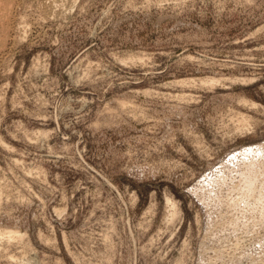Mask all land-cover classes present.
<instances>
[{
  "label": "rangeland",
  "instance_id": "374dc122",
  "mask_svg": "<svg viewBox=\"0 0 264 264\" xmlns=\"http://www.w3.org/2000/svg\"><path fill=\"white\" fill-rule=\"evenodd\" d=\"M16 1L0 264H264L229 164L264 143V0Z\"/></svg>",
  "mask_w": 264,
  "mask_h": 264
},
{
  "label": "bare ground",
  "instance_id": "6f19581e",
  "mask_svg": "<svg viewBox=\"0 0 264 264\" xmlns=\"http://www.w3.org/2000/svg\"><path fill=\"white\" fill-rule=\"evenodd\" d=\"M18 2L16 0H0V48L1 47H5L6 46V42H7V38L9 35V30L12 29L11 28V21L9 20L11 17V11H12V7L14 6V3ZM56 3V2H55ZM49 4V3H48ZM24 6V5H23ZM27 6V5H26ZM54 5H52L53 7ZM51 7V8H52ZM14 8V7H13ZM20 8V7H19ZM48 10V9H47ZM19 16V15H18ZM13 18V17H12ZM11 18V19H12ZM13 20V19H12ZM17 20V19H16ZM20 20V18H19ZM18 20V21H19ZM21 21V20H20ZM14 22V21H12ZM15 23V22H14ZM13 23V24H14ZM17 23V22H16ZM25 29V28H24ZM18 30V29H17ZM23 30V29H21ZM16 32V31H15ZM10 40V39H9ZM10 42V41H9ZM8 46V44H7ZM3 50V48L1 49ZM0 50V51H1ZM5 50V48H4ZM245 103V101H244ZM251 106V105H250ZM253 107V106H252ZM242 120H244V123L247 122L246 119H244V117H241ZM235 161L237 163H241L244 166H246L244 169H240V173H241V183L243 182L245 184V188L247 189L246 192H248L249 194H252L254 196L255 193H258V200H260L262 202V200H264V143L263 144H259L256 147H247L245 149H243L242 151H240L239 154L234 153L232 158L229 160V164H235ZM245 161H248L245 162ZM235 166V165H234ZM240 166V165H238ZM221 167V166H220ZM227 167V166H226ZM233 170V169H232ZM238 170V169H237ZM222 174V176H225V172L221 171L220 172ZM216 180V179H215ZM214 179H210V181H214V182H218L220 180L215 181ZM207 183V182H206ZM231 183V182H230ZM240 183V182H239ZM220 184V183H219ZM212 185V184H211ZM229 185V184H228ZM239 186V185H238ZM214 187V186H213ZM204 188V187H203ZM236 188V186H235ZM239 188V187H238ZM215 189V188H214ZM241 189V188H240ZM214 191V190H213ZM223 191V190H222ZM239 192V191H238ZM245 192V193H246ZM220 193V192H219ZM226 194V193H225ZM240 195V194H239ZM248 195V194H247ZM205 198L208 197L206 194L204 195ZM218 196V195H217ZM243 196V195H242ZM251 196V195H250ZM214 197V196H213ZM220 197V196H219ZM247 197V196H245ZM217 198V197H216ZM227 198V197H226ZM243 198V197H242ZM252 198V197H251ZM250 198V199H251ZM211 199V198H210ZM253 199V198H252ZM206 200V199H205ZM226 200V199H225ZM254 200H255V196H254ZM213 201V200H212ZM221 201V200H220ZM227 201V200H226ZM231 201V199H230ZM207 202V201H206ZM211 202V201H210ZM214 202V201H213ZM233 203V202H232ZM237 203V201H236ZM257 203V202H256ZM168 204L170 207V216L173 218L176 216L177 214V208L176 205L174 203H172L170 200H168ZM212 204V202H211ZM235 204V203H234ZM240 204V203H238ZM225 205V204H224ZM231 205V204H230ZM233 205V204H232ZM259 205V204H258ZM238 206V205H236ZM227 207V206H226ZM225 208V207H224ZM258 208V207H257ZM260 208L262 209V207L260 206ZM223 209V208H221ZM233 209V208H232ZM260 209V210H261ZM257 210V209H256ZM259 210V211H260ZM221 211V210H220ZM226 211V210H225ZM224 211V212H225ZM229 211V210H228ZM234 211V210H233ZM241 211V210H240ZM253 211V210H251ZM258 211V212H259ZM262 211V210H261ZM222 212V211H221ZM231 212V210L229 211ZM223 213V212H222ZM233 213V212H232ZM229 214V213H228ZM244 214V213H243ZM227 215V214H226ZM248 215V214H246ZM255 218H250L251 220L253 219H258L261 220L262 218L264 219V210L260 213H256ZM228 217V215H227ZM239 217V216H238ZM244 217V216H243ZM254 217V216H253ZM232 218V216H231ZM248 218V217H246ZM230 219V218H229ZM243 220V219H242ZM256 220V221H258ZM224 221V219H223ZM234 221V220H233ZM255 221V220H254ZM262 221V220H261ZM232 221H230L229 223H231ZM239 222V221H238ZM251 222V221H250ZM249 222V223H250ZM259 222V221H258ZM219 223V222H218ZM226 223V222H225ZM235 223V222H234ZM252 223V222H251ZM263 223V222H262ZM223 224V223H221ZM245 224V223H244ZM253 224V223H252ZM260 224V222H259ZM216 225V224H215ZM226 225V224H225ZM229 225V224H228ZM240 225V224H239ZM257 225V224H256ZM214 226V225H213ZM217 226V225H216ZM219 226V225H218ZM231 226V225H230ZM229 226V228H230ZM255 226V225H254ZM261 226V225H260ZM221 227V226H220ZM232 227V226H231ZM251 227V226H249ZM248 227V228H249ZM223 228V227H222ZM226 228V227H225ZM238 228V227H237ZM247 227H245L246 229ZM255 228V227H254ZM227 229V228H226ZM240 229V228H239ZM252 229V228H251ZM228 230V229H227ZM235 230V228H234ZM224 232V231H223ZM0 237L1 239H6L7 241H10L12 239L15 238H22L23 235L21 234V232L19 231H5V230H0ZM263 246V245H262ZM261 246V247H262ZM221 253V252H220ZM259 255V254H258ZM261 255V254H260ZM253 257V256H252ZM251 257V258H252ZM260 257V256H259ZM254 259V258H253ZM256 260V258H255ZM258 262V261H257ZM256 262V263H257ZM261 262V261H259ZM258 262V263H259ZM254 263V262H252ZM260 264V263H259Z\"/></svg>",
  "mask_w": 264,
  "mask_h": 264
}]
</instances>
